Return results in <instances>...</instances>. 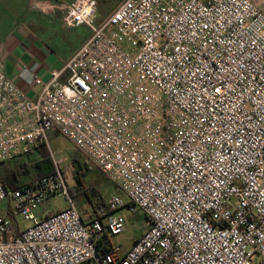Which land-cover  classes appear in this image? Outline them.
<instances>
[{
    "label": "built area",
    "instance_id": "obj_1",
    "mask_svg": "<svg viewBox=\"0 0 264 264\" xmlns=\"http://www.w3.org/2000/svg\"><path fill=\"white\" fill-rule=\"evenodd\" d=\"M261 0H123L101 24L98 0L63 7L90 36L31 99L0 71V164L55 171L14 190L31 224L0 216V264H264V10ZM57 132L123 192L85 218L49 135ZM55 195L70 206L39 216ZM142 210L132 247L110 240ZM101 242V244L99 243Z\"/></svg>",
    "mask_w": 264,
    "mask_h": 264
},
{
    "label": "crops",
    "instance_id": "obj_2",
    "mask_svg": "<svg viewBox=\"0 0 264 264\" xmlns=\"http://www.w3.org/2000/svg\"><path fill=\"white\" fill-rule=\"evenodd\" d=\"M62 1L69 4L73 0H0V71L31 99L39 87L28 85L23 70H33L47 81L90 36L89 31L68 56L56 55L50 39L63 32Z\"/></svg>",
    "mask_w": 264,
    "mask_h": 264
},
{
    "label": "rangeland",
    "instance_id": "obj_3",
    "mask_svg": "<svg viewBox=\"0 0 264 264\" xmlns=\"http://www.w3.org/2000/svg\"><path fill=\"white\" fill-rule=\"evenodd\" d=\"M122 1L123 0H98V7L94 17L96 25L101 24L108 16H110ZM67 4L68 3H63L62 1L61 6H66ZM259 6L264 10V0L260 1ZM63 27L61 35L50 39V46L55 51L56 55L66 57L72 52V50L76 49L81 44L85 36L89 35V30L84 26L71 28ZM49 147L55 156V160L62 161L58 166L67 184L68 191L75 185L74 175L77 170L76 165L79 164L88 172L87 182L91 184L94 183V185L101 191L105 202H107L113 195H119L126 203H129L126 195L118 190L114 184L108 181L98 168L86 161V159L78 153L72 143L66 138L57 132L50 133ZM74 160L77 162L76 164L74 163ZM69 196L81 215L87 218L92 211V206L85 203L83 197L80 195L73 196L69 191ZM69 206L70 203L64 196L55 195L44 205L39 207L36 213L38 215L53 213L64 210ZM7 209L9 210V216L12 219V226H18L22 229L31 224L26 221L21 214L15 211L14 203L9 197L0 204V216L6 215ZM112 214L122 216L125 219V229L123 233L110 240L112 245L121 248V254H123L142 236L147 230L149 223L144 212L139 209L131 212L126 207L113 211Z\"/></svg>",
    "mask_w": 264,
    "mask_h": 264
},
{
    "label": "trees",
    "instance_id": "obj_4",
    "mask_svg": "<svg viewBox=\"0 0 264 264\" xmlns=\"http://www.w3.org/2000/svg\"><path fill=\"white\" fill-rule=\"evenodd\" d=\"M40 160L30 164L22 162H6L0 164V184L9 190H14L23 185H32L34 182L52 174L55 171L54 163L46 147H41ZM74 163L77 162L74 160ZM74 175L75 185L70 188L73 196L80 195L85 203L92 206L93 210L106 205L101 191L93 184L87 182L88 172L79 164ZM112 213V212H111ZM101 244V242H99Z\"/></svg>",
    "mask_w": 264,
    "mask_h": 264
}]
</instances>
